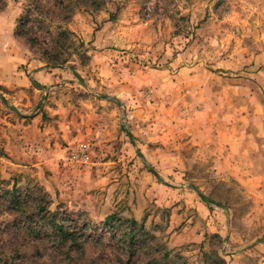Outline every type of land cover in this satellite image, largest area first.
I'll return each instance as SVG.
<instances>
[{
	"label": "rangeland",
	"instance_id": "1",
	"mask_svg": "<svg viewBox=\"0 0 264 264\" xmlns=\"http://www.w3.org/2000/svg\"><path fill=\"white\" fill-rule=\"evenodd\" d=\"M97 2L0 0L68 131L3 164L0 264H264V162L234 175L264 138V0Z\"/></svg>",
	"mask_w": 264,
	"mask_h": 264
},
{
	"label": "crops",
	"instance_id": "2",
	"mask_svg": "<svg viewBox=\"0 0 264 264\" xmlns=\"http://www.w3.org/2000/svg\"><path fill=\"white\" fill-rule=\"evenodd\" d=\"M6 43L5 34L0 35V171L4 164L5 173L28 169L29 159H33L29 150H59L61 138H68L65 122L54 119L59 113L53 104L57 103L55 91L61 79L58 70L21 67L25 62L22 52ZM250 139L252 149L242 150L234 173L241 180H245L250 163L255 176H260L261 160L264 162L260 157L264 155V138L252 134ZM35 158L41 163V157Z\"/></svg>",
	"mask_w": 264,
	"mask_h": 264
},
{
	"label": "trees",
	"instance_id": "3",
	"mask_svg": "<svg viewBox=\"0 0 264 264\" xmlns=\"http://www.w3.org/2000/svg\"><path fill=\"white\" fill-rule=\"evenodd\" d=\"M76 2L77 1H81V0H75ZM84 1H91V3H92V7H95L96 5V8L95 9H97L99 6H100V4H99V2H97V0H84ZM85 3V2H84ZM78 5H79V2H78ZM66 21V20H65ZM60 35L63 37V38H65V42L64 43H66V44H69V46L70 47H74V46H76L77 45V42H76V35L73 33V32H71L70 30H68V29H61V31H60ZM79 42V41H78ZM79 44H80V42H79ZM80 47H77L76 49H74V50H76V51H79L78 49L79 48H84V45L83 44H80L79 45ZM61 61V63L63 64V63H65L66 61H67V59H63V60H60ZM204 199V201L205 202H209V200L207 199V198H203ZM114 218L113 217H111V218H109V221L110 220H113ZM59 229H60V231H61V233H63V235L65 236V239L66 240H68V239H72V241H75V239L73 240V238H71V237H73V235L72 234H70V233H66L65 231H64V229H63V226H59Z\"/></svg>",
	"mask_w": 264,
	"mask_h": 264
},
{
	"label": "built area",
	"instance_id": "4",
	"mask_svg": "<svg viewBox=\"0 0 264 264\" xmlns=\"http://www.w3.org/2000/svg\"><path fill=\"white\" fill-rule=\"evenodd\" d=\"M82 149L83 150H88V146L85 144V145H82Z\"/></svg>",
	"mask_w": 264,
	"mask_h": 264
}]
</instances>
